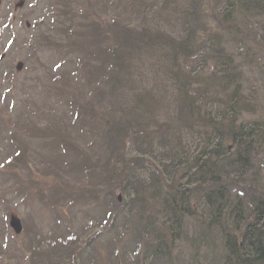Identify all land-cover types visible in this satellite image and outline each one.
<instances>
[{
    "label": "trees",
    "instance_id": "1",
    "mask_svg": "<svg viewBox=\"0 0 264 264\" xmlns=\"http://www.w3.org/2000/svg\"><path fill=\"white\" fill-rule=\"evenodd\" d=\"M115 1L77 19L101 56L76 60L94 78L79 115L107 140L103 184L86 197L123 209L107 263L264 264V0H157L149 13L141 0ZM160 8L175 32L155 23ZM68 81L55 75L50 90ZM77 226L74 243L47 227L55 264L87 254L77 242L96 225Z\"/></svg>",
    "mask_w": 264,
    "mask_h": 264
},
{
    "label": "rangeland",
    "instance_id": "2",
    "mask_svg": "<svg viewBox=\"0 0 264 264\" xmlns=\"http://www.w3.org/2000/svg\"><path fill=\"white\" fill-rule=\"evenodd\" d=\"M141 2L149 13L158 1ZM108 3L113 0H0V264H55L45 247L47 227L57 229L58 240L70 232L67 241L74 243L77 228L70 227L91 219L96 226L77 242L78 252L87 253L80 264H108L123 209L112 200L86 197L103 184L100 161H105L107 140L92 116L79 115L91 103L82 84L94 78L86 74L92 69L81 70L76 63L84 51L94 54L95 62L101 57L96 52L100 41L90 29L77 28L84 24L77 19L96 14L99 5L113 12ZM115 3L126 5L124 0ZM51 4L63 11L54 12ZM106 11L98 15L105 17ZM132 13L125 25L134 19ZM152 14L163 32L176 31L173 25L165 28L164 9ZM55 75L69 80L56 94L50 90ZM64 212L68 228L60 220ZM15 219L21 222L19 234L11 225Z\"/></svg>",
    "mask_w": 264,
    "mask_h": 264
},
{
    "label": "water",
    "instance_id": "3",
    "mask_svg": "<svg viewBox=\"0 0 264 264\" xmlns=\"http://www.w3.org/2000/svg\"><path fill=\"white\" fill-rule=\"evenodd\" d=\"M12 225L13 226H17V233H20L21 232V224H20V221L18 220H15L12 222Z\"/></svg>",
    "mask_w": 264,
    "mask_h": 264
}]
</instances>
